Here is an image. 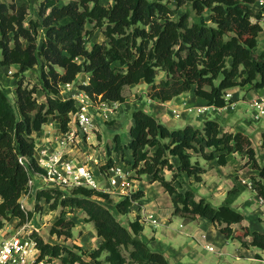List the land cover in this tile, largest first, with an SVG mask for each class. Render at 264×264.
Here are the masks:
<instances>
[{"label": "trees", "instance_id": "1", "mask_svg": "<svg viewBox=\"0 0 264 264\" xmlns=\"http://www.w3.org/2000/svg\"><path fill=\"white\" fill-rule=\"evenodd\" d=\"M255 2L113 0L104 5L101 0H75L60 5V0H42L36 17L30 16V0L0 3V67H18L14 73L18 108L0 83V217L18 218L21 224L33 219L35 213L22 210L20 199L32 172L41 171L35 159L36 135L52 121L60 132L68 131L76 106L73 99H62L60 92L63 86L75 84L81 74L89 81L79 84V89L94 99L121 106L126 101L125 87L141 82L152 86L149 98L153 101L166 103L192 91L207 106L217 108L226 105L229 89L248 86L264 90V50L254 55L264 32L253 21ZM169 3L177 8L190 3L199 21L190 24L187 13L173 17ZM206 11L211 24L204 17ZM96 30L105 41L89 49ZM35 68H39L41 85L25 77ZM157 70L167 75L159 84L155 82ZM39 91L46 95L45 101L38 98ZM122 112L119 110L117 116ZM131 114L129 142L124 143L116 134L101 170L118 163L116 156L126 170L133 171L132 179L150 177L151 183L162 187L171 197L173 215L205 219L219 227L227 239L264 251V233L243 226L245 216L233 207L240 191H230L221 205L214 206L193 190L181 191L175 185L182 175L193 183L202 182L206 169L200 159L225 167L229 156L245 153L258 171L252 181L264 200V166L256 162L251 139L242 132L224 131L215 120L207 119L200 128L187 125L172 129L142 108ZM261 145L264 147V132ZM20 158L27 162L21 164ZM167 172L172 174L171 180ZM143 197V192L123 197L115 205L117 214H130ZM95 198L111 200L107 193L84 187L37 191L36 199L43 200L49 211L63 209L51 235L73 238L76 225L68 219L69 209V213L83 212L101 239L97 249L87 252L78 245L69 248L46 243L35 234L39 259H56L61 264H171L164 253L139 238L144 231L141 215L125 226ZM236 225L242 233L235 232Z\"/></svg>", "mask_w": 264, "mask_h": 264}, {"label": "rangeland", "instance_id": "2", "mask_svg": "<svg viewBox=\"0 0 264 264\" xmlns=\"http://www.w3.org/2000/svg\"><path fill=\"white\" fill-rule=\"evenodd\" d=\"M42 0H30L29 5V13L31 17L37 16V10L39 7V4ZM75 0H60V5H66ZM0 3H11V0H0ZM101 3L104 5H111L113 3V0H101ZM169 8L172 10L173 17H178L181 14L187 13L190 16L189 22L190 24L197 23L200 19L199 16H197L196 12L192 9L191 4L188 3L185 6L181 8H177L174 4L169 3ZM205 19L208 21L209 24V12L206 11L204 13ZM91 28V27H90ZM105 41V37L103 36L102 32L100 30H96L91 42L89 43L88 47L89 49L92 47V45L96 42L103 43ZM264 50V32L261 34L259 39V46L257 50L254 52L255 56H258V54ZM0 57H1V50H0ZM81 62L82 59H79ZM18 70L17 66H12L10 68H6L3 70H0V83L5 89L6 94L9 97V100L11 103L18 108V105L16 104V94H15V84L17 82L16 78L14 77V73H16ZM26 79L30 81L32 84H39L41 85L40 79H39V68H35L32 71L26 73L25 75ZM85 74H81L77 81L75 82V85L79 86V84L84 83L85 80H87ZM167 78V75L162 70H157V76H156V83L159 84L163 80ZM68 88L62 87L60 95L62 96V99H72V95H74V90H67ZM71 89V88H70ZM72 89H75L74 87ZM152 86L147 85L145 82H141L138 85L133 86H127L124 89V96L128 100L127 107L126 105H122V114L119 115L117 118V114H115L108 122L107 124L101 122L100 123V129L97 132L90 133L87 139H85L86 142H84L82 145H78L80 148V152L76 154V151L71 154V156H76L74 159L79 160L80 162H89L90 166L92 164L95 166L96 163L100 164L97 166V168L101 166L102 163H104L105 160L104 157L107 158V155L111 153V149L113 147V139L116 134H119L122 138V141L124 143L129 142V130L132 125V119H131V113L133 110L142 108L144 110H149V107L147 106L151 101L149 98V93L151 92ZM149 93H148V92ZM227 93H231L235 98H237L238 104L235 111L227 113L228 111H224L223 114L217 115L213 111H210L208 115L206 116H198L195 113L187 114L186 110L181 111L179 109H176L178 111H181L182 114L179 118L175 117L173 114V110H171V115L175 120H179L183 118L187 119L190 123H194L197 125V127L204 126V123L207 119L215 120L219 122V124H222V119H226V124L223 127L224 131L228 132H238L242 131L238 127L241 125L242 129L246 134H248L249 138L252 141V145L255 149L256 153V162L260 166H264V147L261 145V139H262V133L264 132V118H262L260 121L255 122L252 119V110L250 109V100L257 94L264 95V90H259V92L256 93L254 89H251L250 87H236L234 89H229ZM46 95H44L41 91L38 92V98L41 101H45ZM191 108V107H190ZM120 109V110H121ZM119 112V111H118ZM151 114V113H150ZM153 115V113H152ZM154 116V115H153ZM115 119V120H114ZM201 119V120H200ZM114 120V121H113ZM54 124L51 123V125ZM179 124V123H176ZM55 125V124H54ZM178 126V125H176ZM57 127V126H56ZM196 127V126H195ZM172 129L178 128V127H171ZM58 129V128H57ZM55 129L54 131L61 134L59 130ZM245 134V133H244ZM59 135H51V137H48L47 142L40 143L36 142V145H41V147L48 145L50 142L54 141L56 138L60 137ZM77 147V150L78 149ZM80 154V155H79ZM79 155V156H78ZM105 158V159H106ZM229 163L225 168L221 169L220 166L217 164L216 161L211 162H205L202 159H200V163L202 166L206 169V173L203 175V180L201 183H187V178L185 176H181L178 178V182L175 183L176 187L184 191L186 188L193 190L197 197L199 196H209V189L211 187H216L214 190L212 189V195L215 205L218 203H221L224 197L230 193L232 190L240 191L238 198L236 200V203L233 205L234 208H236L240 213H242L245 216V220L242 223L243 226L248 227L251 231H259L261 233H264V204H261L258 201V194L256 193L255 185L253 184L252 177L258 173L257 170L253 168V162L249 160L248 156L245 155V153H236L231 156H229ZM103 160V161H102ZM116 162L118 164H121L119 162V159H116ZM167 179H172V174L170 172L166 173ZM34 182L36 183L33 189V193L31 194V200L25 201L26 209L27 211L34 212L33 219L26 223L21 224L20 220L18 218H2L0 217V224H2V227L0 229V239L2 238H8L17 233L19 230L27 229L34 230L35 234L40 236L46 243H51L52 245H62L67 246L70 248H73L75 245V242L80 244V240L88 243V245H92L93 240L90 236V230L88 228H83L86 224L80 225L82 228L79 230L73 229V238L67 240L65 237L58 238L57 236L51 235L52 227L55 223V221L58 219V217L61 215L63 209L59 208L56 211H49L47 208L46 203L42 200L39 202L36 199L37 195V188L38 185H40L38 178L33 177ZM145 181L144 186H148L150 180H148L145 177L140 178L139 180ZM214 180V183L212 182ZM243 181H247L253 185V188L250 187L248 184H244ZM235 182L237 183L236 185ZM213 183V184H212ZM217 183L216 185H214ZM234 183V184H233ZM105 184V183H104ZM151 184V182H150ZM143 185V184H141ZM179 185H182V188L179 187ZM107 187V185L105 186ZM149 193V201L147 202H141L136 203V205L132 206L131 213L123 216L117 214L115 210V205L117 202L121 201L123 197H120L119 195H115V192L108 195L110 196V202L103 199L95 198V200L106 207H108L113 215L117 218V220L125 225L128 226L130 221H133L135 215L141 214V216L146 215H158L160 219V223L162 226H160L157 229V237L160 242H162L163 246L165 247V250L167 253H164L167 258L169 259L171 264H177L178 261L175 260L177 257L171 255L172 249H177L178 251V257L184 264H264V262L261 261H249L246 257V253L240 254V251L243 252L242 248L248 249V256L251 254V257L260 258V255H253L254 252L259 251L262 255V259L264 261V251H261L259 249L253 248V247H246L241 244L236 239H224L220 240L222 238H213L216 237L217 234L214 230H211V235L209 233V224L205 225V223H202L200 226H198V222H190L183 220L181 218L175 217L173 215V204L171 197L164 192L162 187L156 183L155 187H149L147 190ZM103 192V191H101ZM143 192V190H139L138 186L134 187L131 186V190L128 191L129 196ZM72 191L66 196L68 197ZM105 193V192H104ZM121 193V192H120ZM21 200V199H20ZM1 203V202H0ZM65 211V210H64ZM68 212V219H70L69 215L73 214V212L76 213V211H73L69 213V209L66 210ZM71 211V210H70ZM80 214H83V212H79ZM161 215V216H160ZM170 216V217H169ZM156 218V216H154ZM174 217V218H173ZM168 218V219H167ZM80 218H76L77 222ZM158 223L159 219L156 218ZM170 221L172 220L171 224H168L169 227H166L164 224V221ZM167 223V222H166ZM94 225V224H93ZM180 225H184L185 229H180ZM87 226H92L91 224H87ZM236 233H242V229L240 225L234 226ZM26 230V229H25ZM78 231V232H77ZM218 231V230H217ZM187 233H192L194 236L202 237L201 235H208L211 236L212 239H210V243H212L216 249L215 252H208L202 248L201 245L195 242V240L190 236L187 235ZM86 239V240H85ZM154 248L153 245H150ZM82 249V248H81ZM218 252V254H217ZM222 252L224 255L221 257L219 254ZM237 253L238 256H240L239 260H236L234 257V254ZM253 255V256H252ZM175 257V258H174ZM86 260H89V257H85ZM56 262V264H61L60 260H52L51 262ZM218 261V263H217Z\"/></svg>", "mask_w": 264, "mask_h": 264}, {"label": "built area", "instance_id": "3", "mask_svg": "<svg viewBox=\"0 0 264 264\" xmlns=\"http://www.w3.org/2000/svg\"><path fill=\"white\" fill-rule=\"evenodd\" d=\"M254 11L256 16L253 21L259 23L264 31V0H256ZM87 79L89 81V77ZM81 84L86 85L87 83ZM65 87L68 88L67 90L75 88L73 89L75 93L71 98L75 102L76 112L72 115V121L66 133L60 132V137L48 145L46 144L43 147L36 145L35 159L41 171L32 172L28 189L20 200L21 208L25 212L27 211L25 201L30 200L36 184L33 177L39 180V190L66 191L84 187L103 191L107 194L115 192V195L120 197L129 196L128 191L131 190L129 173L123 165L115 163L110 168L102 171L101 168H97L100 163L90 166L89 162H80L71 156V153L77 149L76 146L86 142L85 139L90 133L99 130L101 122L109 121L121 109V104L102 101L101 98L94 99L75 84H67ZM225 100L226 105L223 108L205 105L199 108H187L186 113L205 116L210 111L214 113L235 111L237 102L234 100L233 95L226 93ZM249 105L252 110V119L255 122L264 118V95L257 94L250 100ZM173 114L179 118L182 112L174 109ZM78 149H80L79 146ZM19 162L25 164L27 160L20 158ZM100 177L103 181L100 180ZM243 183L253 188L251 183L247 181H243ZM106 185L107 187H105ZM258 201L264 204L262 198L259 197ZM150 221L155 225L158 224L157 219L153 218L152 215ZM25 229L19 230L11 237L0 239V264H53L49 258L39 259L41 253L35 232L27 229V227ZM206 248L209 251H214L212 246Z\"/></svg>", "mask_w": 264, "mask_h": 264}, {"label": "crops", "instance_id": "4", "mask_svg": "<svg viewBox=\"0 0 264 264\" xmlns=\"http://www.w3.org/2000/svg\"><path fill=\"white\" fill-rule=\"evenodd\" d=\"M1 58V57H0ZM6 68H9V67H0V70H3V69H6ZM86 76V75H85ZM86 78H88V76L86 77ZM88 80V79H87ZM85 83H88V81H86L85 80ZM73 90V89H72ZM75 91V90H74ZM256 91V93L257 92H259V90H255ZM148 92V91H147ZM149 93V92H148ZM234 97V100L237 102V104H238V99L237 98H235V96H233ZM252 99V98H251ZM127 102H128V100L126 99V101H125V103L123 104V105H126L127 104ZM207 104V102L205 101V100H203V99H201V98H198V97H196L195 95H194V93L191 91L190 93H187V94H184V95H181V96H179V97H177V98H175V99H173V100H171V101H168V102H166V103H160V102H157V101H151L147 106L149 107V110H145L146 112H148V113H153V115L159 120V121H161L163 124H165L166 126H168L169 128H171V127H178V128H174V129H180V128H184L185 126H187V125H192V126H196L197 127V125L196 124H194V123H190L189 121H187V119L185 118V120L183 119V118H181V119H179V120H175L173 117H172V115H171V110H174V109H179V108H181L180 110L181 111H184V110H186L187 108H199V107H203V106H205ZM126 107H127V105H126ZM230 112H232V111H228L227 113H230ZM224 113V111H221V112H216L215 114H217V115H221V114H223ZM118 117V116H117ZM201 120V119H200ZM54 121H52V122H50L48 125H46L44 128H43V130L40 132V133H38L37 135H36V142H40V143H45V142H47L48 140H50V139H48V137H51V135H53L54 134V136L55 135H59L58 133H56L54 130L55 129H57V127H56V123L54 122V124H52L51 125V123H53ZM176 123H179V124H176ZM226 124V119L225 118H223L222 119V124H220L221 125V127L223 128L224 127V125ZM176 125H178V126H176ZM239 129H241L242 131H238V132H242V133H245V135L246 136H249L248 134H246V132H244V130L242 129V126L240 125L239 127H238ZM99 129H100V126H99ZM57 130H59V129H57ZM97 132H100L99 130L97 131ZM101 133V132H100ZM76 151V154H78L79 152H80V149L79 150H77V149H75L73 152H75ZM72 152V153H73ZM71 153V154H72ZM76 154H75V156H76ZM80 155V154H79ZM78 155V156H79ZM75 156H73V157H75ZM106 157H104V159L103 160H105L106 161V159H105ZM114 158L116 159V156H114ZM102 160V161H103ZM105 161H104V163H105ZM228 161H229V159H228ZM100 163V162H99ZM103 164V163H102ZM100 168H101V166H100ZM220 168L221 169H223V168H225V167H221L220 166ZM96 170H98V169H96ZM128 171V173H129V178H130V183H131V185H133L134 187H136V186H138V189L139 190H143L144 191V194H145V197L142 199V201L141 202H147V201H149L150 199H149V193H148V189H149V187L151 186V187H155L156 186V183H151L150 184V182H149V184H148V186H144V183H145V181H144V179L143 180H135V179H132V177H133V175H134V173H133V171L132 170H127ZM258 173H256L254 176H256ZM184 176V175H183ZM186 178H187V183L189 184V183H193V180L192 179H189L187 176H185ZM145 178H147L148 180H150V177H145ZM100 180L101 181H103L102 180V177H100ZM213 183H214V180L212 181ZM212 183V184H213ZM141 184H143V185H141ZM217 183H215L214 185H216ZM234 184V183H233ZM237 183L235 182V184L234 185H236ZM217 186V185H216ZM216 187H211L210 189H209V196L208 195H206V196H204V195H202V196H199V197H204V198H206L209 202H211L214 206H219V205H221L224 201H225V199H226V196L224 197V199L222 200V202L221 203H218V204H216L215 205V203H214V200H213V195H212V192H211V190L213 189H215ZM39 190V185H38V188H37V190L36 191H38ZM255 190V189H254ZM258 196V195H257ZM258 198H259V196H258ZM31 200V199H30ZM29 200V201H30ZM0 202H1V198H0ZM235 203H236V201H235ZM234 203V204H235ZM233 204V205H234ZM80 211H77L76 213L74 212L73 214H70L69 215V217H70V219H72V220H74V222H75V225H76V227L74 228V230L76 231V230H79L80 228H82V226L80 225V223L82 224V225H84V224H86L83 228H88L89 230H90V236H91V238H92V240H93V243H92V245H88V243H86L85 241H84V239H83V241H79V242H81L80 244H78L77 242H75V244L74 245H78V246H80L84 251H89V252H92L93 250H95V249H97L99 246H100V244H101V239L100 238H98V236H97V234H96V230H95V227H94V225H93V223H87L86 222V220H85V218H86V215L83 213V214H80L79 213ZM139 215H141V214H139ZM151 215H152V217L153 218H155L154 216H156V218L158 217V219H159V216L158 215H153V214H150V215H146V216H141V218H142V223H143V225H144V231H143V233L140 235V239L141 240H143V241H145V242H148L150 245H153L154 246V249L155 250H157V251H160V252H162V253H167V251L165 250V247L163 246V244H162V242H160L159 240H158V237H157V229L160 227V226H162L161 224H163V223H160V219H159V223L158 224H153L151 221H150V217H151ZM161 216V215H160ZM135 217H136V215H135ZM135 217H134V219H135ZM170 217V216H169ZM176 217V216H175ZM76 218H80L79 220H78V222H77V220H76ZM155 218V219H156ZM174 218V217H173ZM178 218V217H177ZM180 218V217H179ZM133 219V220H134ZM168 219V218H167ZM181 219H183V218H181ZM183 220H186V221H190V222H198V226H200L202 223H205V225H207V224H209V225H207V226H209V233L211 234V230H214L216 233L215 234H217V236L216 237H213V238H222V239H220V240H224V239H226V237L220 232V230H219V227H216L213 223H211V222H209V221H207V220H205V219H196V220H190V219H183ZM167 222V223H166ZM172 223V220H170V221H164V224L166 225V227H169L168 226V224H171ZM87 224H91L92 226H87ZM162 227H164V226H162ZM180 229H185V226L184 225H180ZM218 230V231H217ZM78 232V231H77ZM191 234V235H190ZM187 233V235H190L194 240H195V242L196 243H198L199 245H201L202 246V248L204 249V250H206V251H208L209 252V250L206 248L207 246H212L213 248H214V251H210V252H215L216 251V249H215V247H214V245L212 244V243H210V239H212L211 238V236H208V235H206V234H204V235H201L202 237H197L196 238V236H194L192 233ZM73 235H74V233H73ZM211 235H213V234H211ZM86 240V239H85ZM67 247V246H66ZM70 248V247H69ZM243 249V252L242 251H240V254H244V253H246V257H244V258H248L249 259V261H261V262H264L263 261V259H262V255L260 254V252L259 251H256V253L254 252V254L253 255H260L261 257L260 258H255V257H251V254H249V256H248V249H245V248H242ZM178 251H177V249H172L171 250V255H173V256H175V257H177V259L175 258V260H177L178 261V263L177 264H184L181 260H180V258L178 257ZM217 254H218V252H217ZM222 255H224V253L222 254V252L219 254V256L221 257ZM252 255V256H253ZM234 257H235V259L236 260H239L240 259V256H238L237 255V253H235L234 254ZM53 264H56V262L54 261V262H52ZM217 263H218V261H217ZM236 264H239V263H236Z\"/></svg>", "mask_w": 264, "mask_h": 264}]
</instances>
